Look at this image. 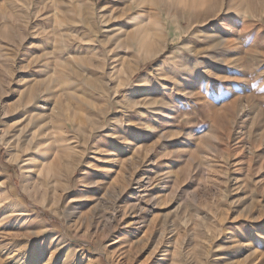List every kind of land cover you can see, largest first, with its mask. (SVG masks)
Here are the masks:
<instances>
[{"label": "rangeland", "instance_id": "obj_1", "mask_svg": "<svg viewBox=\"0 0 264 264\" xmlns=\"http://www.w3.org/2000/svg\"><path fill=\"white\" fill-rule=\"evenodd\" d=\"M11 1L0 5L17 17L29 2ZM43 1L0 36V264H264V0L194 10L205 31L183 39L197 52L171 58L174 43L146 62L137 28L174 15L187 28L182 8L79 0L96 15L95 40L81 41L93 34L68 1L57 23ZM53 30L75 38L51 40ZM69 53L64 83L49 64ZM148 85L157 91L146 101ZM49 162L58 174L25 173Z\"/></svg>", "mask_w": 264, "mask_h": 264}, {"label": "bare ground", "instance_id": "obj_2", "mask_svg": "<svg viewBox=\"0 0 264 264\" xmlns=\"http://www.w3.org/2000/svg\"><path fill=\"white\" fill-rule=\"evenodd\" d=\"M9 1V0H8ZM11 1V0H10ZM19 0L16 1V3H12V6L15 7V8H18L20 5H21V2H18ZM49 1V0H48ZM64 1H68L67 2V7L69 8V10H71L72 12H77L79 14V16L81 17V23H82V26L85 28V29H88L90 34L92 33L93 36H82L80 37L81 41H84L87 39H90V40H95L94 38V35L96 36V33H94V19L96 18V15L94 12H92L91 10L90 11H83L82 9V4L79 0H51L52 3H54V7H53V14L54 16L56 17V23L60 20H62V16L64 17V15L67 13V10L64 11V9L62 10V3H65ZM143 1H150L151 3H163L165 5H168V6H178L180 8H182L183 12L185 15H188L186 16L187 18H189V27L185 28L182 23H181V19L177 16V15H174L172 17H170V26L169 27H166L165 25H163L162 23H160V21H154L156 23V29L152 30V29H149L147 26H140L139 28H137L136 30V46L139 50V52L141 54H143V57L141 58L140 62H146L148 60H151L157 56H159L161 53H163L164 51H166V49L169 47L170 44H174V43H178V48L176 50H174L172 53H171V58H174V56L178 55L176 54L178 51H181V53H184L185 50L188 51V50H194L195 52H197L196 48H194L190 43H191V39L194 38L195 36H198V33L200 32H204L205 30H202V29H199V30H196L195 29V26L192 25V21L194 18L197 19V17H199L198 15L192 13L194 10H201L202 11V14L204 16H209V15H212L211 13L213 11H215V9H219V0H143ZM242 2L244 1H248V0H241ZM251 1V0H250ZM249 1V2H250ZM12 2V1H11ZM10 2V3H11ZM45 3V0L43 1ZM130 2V1H129ZM1 4V3H0ZM4 4V3H3ZM43 4V3H42ZM11 5V4H10ZM39 5V4H38ZM1 6V5H0ZM5 6V7H4ZM4 6L2 5L1 8H0V11L2 10L3 14H4V19H5V23L3 25L0 26V36L3 38V39H9L11 37H13L12 35H10L9 33V29L10 28H13L15 26V22L16 21H19L20 19L24 20L23 16H21V12L22 13H25L30 7L33 6V0H29V2L26 4V6L24 5H21L22 7H24L23 9L25 10H22V11H18L20 15H18V17L15 15V14H12V12H8V11H5V8H6V5L4 4ZM40 6V5H39ZM42 6V5H41ZM42 7H45V9L48 10L49 8V5L46 4V6H42ZM19 9V8H18ZM21 9V8H20ZM44 9V10H45ZM105 10L102 8L100 9V20L102 21V23H104V25L106 26H110L112 20L114 19V14L113 12H109V14H106V12H104ZM43 12V11H42ZM41 12V13H42ZM36 13V12H35ZM63 13V14H62ZM108 13V12H107ZM29 14V13H28ZM37 14V13H36ZM42 15V14H41ZM52 15V14H51ZM50 15V17H51ZM62 15V16H61ZM1 16V17H2ZM27 16V14H26ZM46 16V15H45ZM44 16V18H46ZM118 16V15H117ZM8 17L10 19L13 20V23H9L7 22L6 20H8ZM49 16L47 18H50ZM99 17V16H98ZM156 19V18H155ZM11 20V21H12ZM198 20V19H197ZM100 21V22H101ZM25 22L27 23V25H29L30 21L29 20H25ZM51 22V21H50ZM61 24V23H60ZM218 25V24H217ZM166 28H170L171 31L170 32H166ZM97 27V26H96ZM219 27V26H218ZM220 28V27H219ZM111 30V29H110ZM49 31V30H48ZM216 31V30H215ZM220 31V30H219ZM88 31L85 32V33H89ZM47 33V32H46ZM194 34V36L191 38V39H188V40H184L183 37L187 34ZM89 34V35H90ZM46 35V34H45ZM70 36V37H69ZM72 34H68L65 33V32H56V30H53V31H50L48 32L47 34V38L51 39V40H55V39H58V38H68V39H71L72 38H75V37H72ZM75 36V35H74ZM198 38H200L198 36ZM211 38V37H210ZM213 38V37H212ZM223 36L222 35H219V36H216L214 37V42H224L223 41ZM207 39V37L205 38ZM135 40V39H134ZM132 40V42L134 41ZM208 40V39H207ZM206 40V41H207ZM92 43L94 41H91ZM124 43V42H123ZM125 45V44H124ZM129 45V43H128ZM57 46V45H56ZM195 46V45H194ZM128 47V46H127ZM131 47V46H130ZM68 48V47H67ZM66 47H65V50H68ZM203 49V48H202ZM193 51V52H194ZM56 53H57V50L56 49H53L52 51L49 52L50 55L52 56H56ZM68 55V58L66 59V61L63 63V64H59L57 63V61L55 63H50L49 66L53 65V67H55L56 65L59 66V69L61 70L62 72V82L64 83H67V79H66V74L69 73V71H71L74 67V63L76 58L75 56L73 55V53H69L67 54ZM126 58V57H125ZM129 61V60H128ZM63 62V61H62ZM122 62V61H121ZM55 64V66H54ZM123 64H124V61H123ZM141 64V63H140ZM139 64V65H140ZM125 65V64H124ZM136 65V64H135ZM139 65L137 66V68L131 72H129V76L130 78H132L134 76V74L138 71V68H139ZM50 66V67H51ZM187 66V65H186ZM121 68V66H119ZM56 68V67H55ZM53 69V68H52ZM124 69V68H123ZM130 70V69H129ZM158 70V76H159V79L161 80L162 84H169V82L166 80L167 77H166V74L164 72L161 71V69H159V67L157 68ZM189 70V69H188ZM191 70V69H190ZM125 71V70H124ZM119 72V70H118ZM127 72V71H126ZM181 72V71H180ZM121 73V72H120ZM117 74V73H116ZM170 74V73H169ZM120 75V74H119ZM124 75V74H123ZM114 76V75H112ZM111 76V77H112ZM116 76V75H115ZM110 77V78H111ZM122 77V76H121ZM148 77V76H147ZM127 78V77H125ZM129 78V79H130ZM112 79H114L112 77ZM170 79V78H169ZM168 79V80H169ZM59 79H57L56 77V70L51 74L50 76V82L52 84V86H54V84H56V81H58ZM122 80V79H121ZM159 80V81H160ZM98 83V86H99V89L98 90H103V91H106L105 89L107 87V83L106 81H109V78L108 76H106L105 74L101 77H99L97 80H96ZM112 81V80H111ZM125 81V80H124ZM123 81V82H124ZM160 82V83H161ZM59 83V82H58ZM120 83V82H119ZM143 84V83H142ZM118 85V84H117ZM151 85V84H150ZM145 86L142 88V91H144V95L145 97L143 96V98H145V100L147 101L148 99H150L149 97H152L154 96V91L156 90L154 87L152 86ZM120 86V84H119ZM123 86V85H122ZM101 88V89H100ZM114 88V87H112ZM157 91V90H156ZM119 92V88H116V91L114 93V96L115 94ZM141 92V91H140ZM142 93V92H141ZM134 95V94H133ZM139 95V94H138ZM113 96V97H114ZM136 96V95H135ZM139 97V96H138ZM132 99V98H131ZM135 99V98H134ZM150 103H155L154 101H149ZM157 109V108H156ZM42 165V164H41ZM54 165V162L52 164H50L49 162V165L46 167V166H43L42 168L40 167V164L39 165H33L32 167L33 168H29V170H26L25 173L28 174V177L30 178H34V176H38L39 174H42V172H44L43 170H47V171H52L54 170L55 174H58V170L56 167L52 166ZM25 169H28V168H25Z\"/></svg>", "mask_w": 264, "mask_h": 264}]
</instances>
